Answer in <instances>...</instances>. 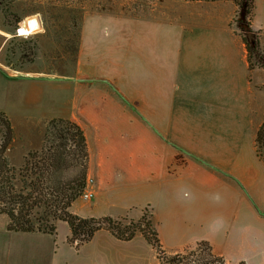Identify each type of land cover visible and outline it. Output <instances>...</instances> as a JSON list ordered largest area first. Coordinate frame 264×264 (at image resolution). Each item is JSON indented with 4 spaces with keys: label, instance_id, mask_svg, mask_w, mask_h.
<instances>
[{
    "label": "rangeland",
    "instance_id": "374dc122",
    "mask_svg": "<svg viewBox=\"0 0 264 264\" xmlns=\"http://www.w3.org/2000/svg\"><path fill=\"white\" fill-rule=\"evenodd\" d=\"M162 4L175 7L173 0H0V29L6 32L0 34V65L37 85L31 101L22 100L21 93L22 101L11 113L16 140L7 152L10 163L19 164L27 148L40 149L50 119L85 127L91 109L126 111L151 154H161V143L167 144L166 181L172 193L167 195L166 224L161 208L140 211L142 201L130 199L135 185L117 181L121 185L113 192L127 200L94 205L93 195H81L69 210L78 216L106 212L113 219L144 218L143 232L133 240L110 242L104 229L79 253L67 222L54 221L52 233L60 238L70 234L67 241L74 245L67 253L82 264H90L92 247L99 264H149L141 236L153 249L152 264H227L214 261L205 241L183 248L196 233L220 232L223 205L231 206L236 196L264 207V162L255 154L256 132L264 120V43L258 31L243 7L236 6L230 41L206 39L197 26L161 20ZM242 37L250 46L251 62ZM197 45L202 46L199 53ZM97 169L89 157L92 194ZM211 195L213 207L205 204ZM127 201L132 214L120 216ZM205 205L209 219L214 218L206 228L198 215ZM7 221L0 214V227ZM161 246L177 252L167 254Z\"/></svg>",
    "mask_w": 264,
    "mask_h": 264
},
{
    "label": "crops",
    "instance_id": "0c3cea01",
    "mask_svg": "<svg viewBox=\"0 0 264 264\" xmlns=\"http://www.w3.org/2000/svg\"><path fill=\"white\" fill-rule=\"evenodd\" d=\"M173 2L175 7L172 9L166 7V4H162L161 20L170 19L173 23L182 26L185 22L191 27L197 26V28L204 29L200 31L205 32L206 39L216 37L217 39H225L226 42L230 41L228 27L236 8L233 0H173ZM250 26L258 31L261 43H264V0H254ZM208 29L210 30L208 31ZM3 32L0 34H6L5 31ZM227 46L229 44L222 45L217 48V51ZM201 48L202 46H198L195 52L199 53ZM227 67H230V63ZM33 85L30 77L9 73L0 65V112L8 117L10 123L12 122L11 113L15 110L17 102L21 100V93L22 100L31 101ZM98 104L93 105V107H97ZM102 107L105 105L102 104ZM85 120V127L82 128L87 139L89 157L90 160L93 158L95 165L98 166L96 186L93 198L90 199L91 203L98 205L99 202L105 201L119 204L121 201L127 200L124 195L114 193L113 188L130 183L136 186V191L132 193L130 199L142 201L139 210L141 211L144 206H149L156 213V209L161 208V218L166 224L167 216L165 214L169 203L167 195L172 193L170 191L171 185L166 181L167 144L161 143V154H151L150 146L139 141L141 135L135 134L134 124H131L134 121L132 122L126 111L123 110L91 109L88 111ZM11 125L13 127L12 123ZM14 131L15 128L13 127ZM15 140L16 133L6 151V157L7 152L14 148L12 144ZM32 150L27 148L21 152L19 164L14 162L12 164L8 161L9 164L14 167L20 166L24 156ZM21 159L22 162H20ZM116 181L121 184L116 185ZM260 195L261 193L258 195L259 198ZM213 203L211 195L206 199L205 204L212 206ZM230 204L232 205H223L222 213L221 211L218 212V214L221 213V220L224 222L219 226L220 232L216 231L213 234H208V232L196 233L193 236L192 244L183 249L205 241L211 246L213 253L223 257L227 264H264V207L261 208L255 201L248 200L244 195L236 196V201L233 200L231 203L230 200ZM130 205L131 203L123 207L125 210L120 216L132 214ZM101 215L109 216L106 212H102ZM198 215L199 218L204 219L203 227L206 228L208 222L214 223V218L209 219L211 212L208 211L206 205L198 209ZM0 229L1 264H82L81 259L67 253V250L72 249L74 245L67 241L70 234L60 238L57 231L55 233L10 231L7 229V222ZM104 231L106 230H98L90 240L81 246L76 245L79 253L84 250L85 246H91L88 244H91L96 236ZM217 235H219L218 239H214ZM106 236L110 242L126 241L116 238L110 232ZM139 238H141L139 240H143L142 250L149 256V264H152L153 249L145 239H142V236ZM161 247L163 248V246ZM62 250L64 252L60 253ZM165 252L169 254L177 251L165 250ZM87 255H89L87 263L99 264L93 247L87 252Z\"/></svg>",
    "mask_w": 264,
    "mask_h": 264
},
{
    "label": "trees",
    "instance_id": "16d2710c",
    "mask_svg": "<svg viewBox=\"0 0 264 264\" xmlns=\"http://www.w3.org/2000/svg\"><path fill=\"white\" fill-rule=\"evenodd\" d=\"M233 1L237 7H243L250 23L254 0ZM242 39L251 62L250 46L245 37ZM255 44L258 46V40ZM13 134L8 117L0 112V214L7 216L8 230L52 233L54 221L63 220L70 228V240L77 246L100 229L120 240L143 232L144 218L134 221L110 216L81 217L69 210L86 188L89 162L86 135L78 123L59 117L50 119L40 149L29 151L20 167L11 166L6 158ZM255 154L264 162V120L256 132ZM212 257L224 263L223 257L214 253Z\"/></svg>",
    "mask_w": 264,
    "mask_h": 264
},
{
    "label": "built area",
    "instance_id": "2783aa9c",
    "mask_svg": "<svg viewBox=\"0 0 264 264\" xmlns=\"http://www.w3.org/2000/svg\"><path fill=\"white\" fill-rule=\"evenodd\" d=\"M90 183H91V179H87L86 180V188H85V190L83 191V193H82V197H84V198H86V199H89V198H91L92 197V192H90L89 190H88V187H89V185H90Z\"/></svg>",
    "mask_w": 264,
    "mask_h": 264
}]
</instances>
